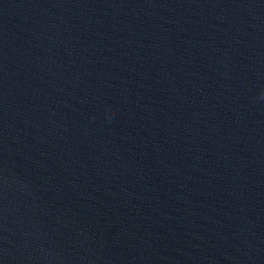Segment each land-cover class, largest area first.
Returning a JSON list of instances; mask_svg holds the SVG:
<instances>
[{
	"label": "water",
	"instance_id": "water-1",
	"mask_svg": "<svg viewBox=\"0 0 264 264\" xmlns=\"http://www.w3.org/2000/svg\"><path fill=\"white\" fill-rule=\"evenodd\" d=\"M0 264H264V0H0Z\"/></svg>",
	"mask_w": 264,
	"mask_h": 264
}]
</instances>
